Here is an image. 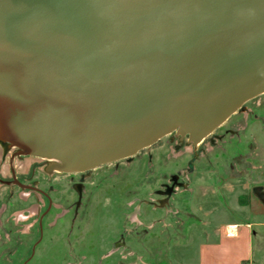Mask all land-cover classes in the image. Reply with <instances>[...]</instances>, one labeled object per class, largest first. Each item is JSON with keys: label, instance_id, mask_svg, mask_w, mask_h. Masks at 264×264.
Segmentation results:
<instances>
[{"label": "water", "instance_id": "obj_1", "mask_svg": "<svg viewBox=\"0 0 264 264\" xmlns=\"http://www.w3.org/2000/svg\"><path fill=\"white\" fill-rule=\"evenodd\" d=\"M263 94L264 0H0V142L50 173L197 147Z\"/></svg>", "mask_w": 264, "mask_h": 264}, {"label": "rangeland", "instance_id": "obj_2", "mask_svg": "<svg viewBox=\"0 0 264 264\" xmlns=\"http://www.w3.org/2000/svg\"><path fill=\"white\" fill-rule=\"evenodd\" d=\"M2 146L0 264H198L201 250L206 264H246L251 239L261 264L264 94L198 147L173 133L85 173H50ZM13 178L46 192L52 207ZM221 235L227 244L210 249Z\"/></svg>", "mask_w": 264, "mask_h": 264}, {"label": "crops", "instance_id": "obj_3", "mask_svg": "<svg viewBox=\"0 0 264 264\" xmlns=\"http://www.w3.org/2000/svg\"><path fill=\"white\" fill-rule=\"evenodd\" d=\"M229 228H228V231L229 232H233V234L231 236L232 237L233 236H236L237 237L238 236V232H237L238 227L237 226H229ZM227 240H228V238L226 236L221 235V236H219V239H218L217 242L209 245V248L210 249L211 248H215V250L220 249V248H222L224 246V242L226 243ZM253 246H254L253 245V241L251 239L250 242H249V251L247 252L248 259L246 261V264H255V262H256L254 260V252H253L254 247ZM257 260H258V263L264 264V252H260L258 254ZM217 263L220 264V261H217ZM198 264H206V259L204 257V254H203V251L202 250H201V255H200V261H199Z\"/></svg>", "mask_w": 264, "mask_h": 264}, {"label": "flooded vegetation", "instance_id": "obj_4", "mask_svg": "<svg viewBox=\"0 0 264 264\" xmlns=\"http://www.w3.org/2000/svg\"><path fill=\"white\" fill-rule=\"evenodd\" d=\"M47 163V162H46ZM48 165H49V163H47ZM49 167H50V165H49ZM48 167V168H49ZM13 180H14V183L17 181L16 180V178L14 179L13 178ZM176 179H174V181H175ZM17 182H19V181H17ZM176 182V181H175ZM20 184H23V185H26V186H29V187H31V189H24V188H22V189H24V190H29V191H32L33 193H39V194H41L47 201H48V204H49V207H52V200H51V198H50V196L46 193V192H44L43 190H41V189H39L38 187H36V186H31V185H28V184H24L23 182H19ZM16 184V183H15ZM17 186H19L18 184H16ZM20 187V186H19ZM175 188H179V187H175ZM176 190V189H175ZM43 217V219H44V215L42 216ZM42 217H41V219H42Z\"/></svg>", "mask_w": 264, "mask_h": 264}, {"label": "bare ground", "instance_id": "obj_5", "mask_svg": "<svg viewBox=\"0 0 264 264\" xmlns=\"http://www.w3.org/2000/svg\"><path fill=\"white\" fill-rule=\"evenodd\" d=\"M1 144L4 145V146H7L6 144H3V143L0 142V150H3V149H4V147H3ZM7 147H8V146H7ZM12 150H17V149L12 148Z\"/></svg>", "mask_w": 264, "mask_h": 264}, {"label": "built area", "instance_id": "obj_6", "mask_svg": "<svg viewBox=\"0 0 264 264\" xmlns=\"http://www.w3.org/2000/svg\"><path fill=\"white\" fill-rule=\"evenodd\" d=\"M203 142H204V141H203ZM203 142H202V143H203ZM202 143H200V144H202ZM200 144H199V145H200ZM199 145H198V146H199ZM198 146H197V147H198Z\"/></svg>", "mask_w": 264, "mask_h": 264}]
</instances>
